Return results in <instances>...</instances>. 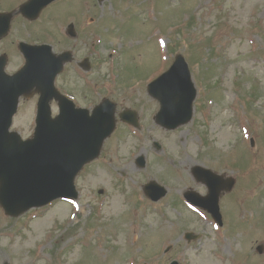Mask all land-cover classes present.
I'll return each instance as SVG.
<instances>
[{
	"label": "rangeland",
	"instance_id": "1",
	"mask_svg": "<svg viewBox=\"0 0 264 264\" xmlns=\"http://www.w3.org/2000/svg\"><path fill=\"white\" fill-rule=\"evenodd\" d=\"M23 1L0 0V10ZM70 10L82 16L76 40L63 35ZM20 40L90 57L92 77L68 64L56 84L91 86L99 101L137 110L140 128L118 121L99 157L76 177L75 200L18 217L0 208V264H264V0H59L34 22L13 20L0 41L7 72L23 64ZM177 53L197 96L191 121L167 131L153 122L158 104L146 84ZM33 102L23 100L14 117L12 129L22 136L32 132ZM139 154L144 168L135 164ZM196 164L235 179L219 197L221 227L181 196L185 189L206 193L189 173ZM149 180L167 188L164 198L144 195ZM187 230L200 238L186 242Z\"/></svg>",
	"mask_w": 264,
	"mask_h": 264
},
{
	"label": "water",
	"instance_id": "2",
	"mask_svg": "<svg viewBox=\"0 0 264 264\" xmlns=\"http://www.w3.org/2000/svg\"><path fill=\"white\" fill-rule=\"evenodd\" d=\"M52 0H28L20 12L29 19L37 17L42 8ZM11 13H0V38L9 29ZM26 62L13 75L4 72L6 58L0 56V205L10 216H18L32 207L46 205L56 198L76 197L74 178L82 166L95 158L103 139L114 128L115 105L103 100L88 115L85 109L72 105L61 106L56 118H50L48 101L59 99L54 87L55 76L62 70L66 55H54L48 45L20 43ZM32 89L40 94L33 137L22 140L16 132L9 131L18 97L30 95ZM151 96L160 102L155 116L158 124L173 129L186 123L192 115L195 89L186 64L179 56L170 70L148 86ZM61 100V99H60ZM61 103V101H60ZM135 113L125 110L123 120L134 125ZM140 166L144 159L137 160ZM198 169L195 168V172ZM200 173V170L197 171ZM215 179L216 177H212ZM210 194L200 198L192 192L186 197L194 204L206 208L221 224L218 212V194L223 186L207 183ZM232 182L226 185L230 189ZM166 190L154 183L147 187V195L158 200ZM196 236L187 233L186 238ZM171 264H178L172 262Z\"/></svg>",
	"mask_w": 264,
	"mask_h": 264
},
{
	"label": "flooded vegetation",
	"instance_id": "3",
	"mask_svg": "<svg viewBox=\"0 0 264 264\" xmlns=\"http://www.w3.org/2000/svg\"><path fill=\"white\" fill-rule=\"evenodd\" d=\"M80 62L75 61V64H79ZM93 65L91 64V70ZM92 73V72H91ZM61 93L65 96L69 97L76 106H86L89 107L90 105L97 102V98L94 96V93L91 88L87 87L85 91H82L76 87L71 88L67 87V82H61ZM37 95H33L35 97ZM94 101V102H93ZM90 104V105H88ZM51 106H55V102L51 101Z\"/></svg>",
	"mask_w": 264,
	"mask_h": 264
}]
</instances>
